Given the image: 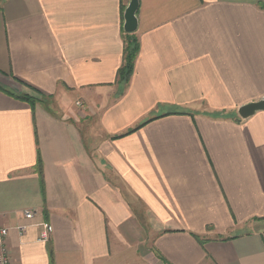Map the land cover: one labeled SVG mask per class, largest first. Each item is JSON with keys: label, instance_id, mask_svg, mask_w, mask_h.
Instances as JSON below:
<instances>
[{"label": "crops", "instance_id": "0c3cea01", "mask_svg": "<svg viewBox=\"0 0 264 264\" xmlns=\"http://www.w3.org/2000/svg\"><path fill=\"white\" fill-rule=\"evenodd\" d=\"M128 2L0 0L10 264H264V0H138L124 85Z\"/></svg>", "mask_w": 264, "mask_h": 264}, {"label": "trees", "instance_id": "16d2710c", "mask_svg": "<svg viewBox=\"0 0 264 264\" xmlns=\"http://www.w3.org/2000/svg\"><path fill=\"white\" fill-rule=\"evenodd\" d=\"M138 51H139V44H138L137 37L134 35V33H131V34L125 33L124 34V49H123L122 65L120 66V68L117 71L118 83L124 84V85H126L128 83L129 78L132 74L134 61L136 59ZM32 91L35 94H38V96H40L38 91H34V90H32ZM17 97L19 99L23 100L24 102H27L31 107H33L36 103H38L40 101V98L38 99V98H35L33 96H29V95H20ZM146 123L147 122H143V123L139 124L138 126L127 130L120 137L128 135V134L136 131L137 129H139L140 127H142ZM115 138H117V137H115ZM37 165L40 166L39 161H38ZM38 172H40V171L38 170ZM158 258H160L162 261H164L161 256H158Z\"/></svg>", "mask_w": 264, "mask_h": 264}, {"label": "water", "instance_id": "95a60500", "mask_svg": "<svg viewBox=\"0 0 264 264\" xmlns=\"http://www.w3.org/2000/svg\"><path fill=\"white\" fill-rule=\"evenodd\" d=\"M137 10L138 0H129L123 13V31L126 34L134 33L137 29ZM259 111H264V99L239 107L236 114L240 119L246 120Z\"/></svg>", "mask_w": 264, "mask_h": 264}, {"label": "built area", "instance_id": "2783aa9c", "mask_svg": "<svg viewBox=\"0 0 264 264\" xmlns=\"http://www.w3.org/2000/svg\"><path fill=\"white\" fill-rule=\"evenodd\" d=\"M23 217L26 220H32L34 218V213L31 211H24ZM36 227L39 229L38 242H41V243L48 242L53 232L52 226L47 222L40 221V222H37ZM25 229H26V226L15 227V230L19 234H23ZM8 233H9L8 228L0 226V264H10L8 254L4 246V241L6 237L8 236Z\"/></svg>", "mask_w": 264, "mask_h": 264}, {"label": "rangeland", "instance_id": "374dc122", "mask_svg": "<svg viewBox=\"0 0 264 264\" xmlns=\"http://www.w3.org/2000/svg\"><path fill=\"white\" fill-rule=\"evenodd\" d=\"M148 236H144V235H142V246H147V245H149V246H151L152 245V237H150V242L148 241V238H147ZM144 239V240H143ZM146 239V240H145ZM149 243V244H148Z\"/></svg>", "mask_w": 264, "mask_h": 264}]
</instances>
